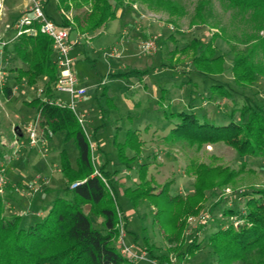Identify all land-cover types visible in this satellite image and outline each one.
Returning a JSON list of instances; mask_svg holds the SVG:
<instances>
[{"label": "rangeland", "instance_id": "374dc122", "mask_svg": "<svg viewBox=\"0 0 264 264\" xmlns=\"http://www.w3.org/2000/svg\"><path fill=\"white\" fill-rule=\"evenodd\" d=\"M26 1L4 0L3 5L12 11L8 13L3 8L0 11V41H9L4 47L0 45L3 47L0 48V151L3 153L0 176L7 181L0 188L6 215H24L28 224L49 209V199L35 204L46 188L52 190L48 192L50 199L57 193L72 197L58 167L62 150L72 166H77L78 150L72 139L64 141L62 133L47 135L37 108L26 103L37 97L45 98L42 89L47 77H41L32 86L25 79H16L15 68L24 64L16 62L12 50L17 40L13 39L14 24L22 12L13 7ZM37 1L57 21L62 22L63 16L69 22L67 26L76 25L75 15L87 11L82 8L75 13L72 8H58L59 11L56 8L59 0ZM179 1L188 10L186 16L185 13L173 16L156 2L126 0L118 7V18L107 27L92 34H78L77 30L71 34L73 41L79 40L70 51L75 58L74 71L79 86L87 89L81 100L75 97L76 114L82 117L93 144L95 173H101L103 168L112 174L113 184L108 177L105 181L117 194L121 208L115 245L121 251L123 235L131 249L145 256L135 261L127 257L125 264H160L150 254V247L157 255L168 256L169 262L164 261L165 264H218L208 245L210 234L230 223H242L251 192L264 189V153L241 155L230 139H203L201 134L206 126L192 124L176 130L185 121L179 114L182 112L195 114L200 124L220 125L242 121L244 108L264 109V77L251 84H240L236 83L232 70L234 50L245 47L233 39L232 33L240 35L251 28L240 21L234 20L233 24L231 11H226L220 0H211L214 14L208 23L193 25L191 19L200 0ZM223 26H227L224 31ZM214 33L220 35L211 43L215 55L224 54L225 62L222 73L204 75L193 65L194 57L200 54L193 44L198 40L211 42ZM150 39L155 41L156 48L144 51L142 44ZM232 43L237 47L232 49ZM132 69L144 74L127 73ZM212 84H219L222 90L212 91ZM6 87L14 91L10 97ZM52 89L50 100L71 104L70 94L58 90L55 84ZM32 123H37L39 134L35 147L29 145L28 128ZM129 129L137 130L142 141V151L131 162L132 168L120 162L117 148L118 143L126 141ZM128 154L133 156L134 152L129 150ZM142 165L147 166V179L153 182L155 190L169 185L172 195H186L193 190L200 165L218 168L226 178L217 180L225 181L223 185L205 191L206 200L197 214L188 216L184 233H163L154 223L156 208L147 200L134 205L124 194L127 188L134 189L139 184ZM84 209L90 212L91 206ZM92 221L97 228L102 227L97 216ZM195 237L200 247L194 244ZM190 245L191 251L187 250Z\"/></svg>", "mask_w": 264, "mask_h": 264}, {"label": "trees", "instance_id": "16d2710c", "mask_svg": "<svg viewBox=\"0 0 264 264\" xmlns=\"http://www.w3.org/2000/svg\"><path fill=\"white\" fill-rule=\"evenodd\" d=\"M126 0H59L56 8L74 9L79 13L82 8L87 11L75 15L76 25H70L72 32L92 34L102 27H107L112 20L118 18V7ZM156 2L171 15L188 13L179 0H145ZM226 11H231L232 20L240 21L251 29L238 35L233 32V39L245 45L241 50L236 49L233 62V75L236 83L251 84L264 77V0H220ZM46 7V5H45ZM58 9V10H59ZM47 15L60 25L67 26L69 22L62 16L63 21H57L46 10ZM60 11V10H59ZM214 6L211 0H200L195 8L191 24H206L213 16ZM221 23V22H220ZM214 25V24H213ZM219 26V25H218ZM215 27V26H212ZM220 27V26H219ZM223 26L221 30H226ZM72 34V33H71ZM220 35L214 33L209 43L194 42L193 46L200 54L193 59L195 69L204 74L222 73L225 55L217 54L212 42ZM13 45V53L26 68H15L16 79L26 80L34 85L45 76L47 81L42 89L45 98L37 97L26 101L38 110V118L46 134H63L64 141L73 140L78 150L77 167L74 168L65 150L60 153L61 172L67 180L66 191L72 194L67 197L59 194L52 201L46 214L33 219L26 224L25 216L19 213L6 215L4 196L0 190V264H125L128 263L115 242L119 234V211L117 194L105 181V177L113 184L112 174L101 170V176L94 174L93 149L84 125L76 112L67 104L60 105L49 99L52 85L58 78L59 70L55 63L53 39L38 32L36 35H20ZM236 46V45H235ZM234 43L231 48H235ZM4 47V46H3ZM237 47V46H236ZM127 73L144 74L138 69ZM124 75V74H122ZM211 90H222L219 84H212ZM9 97L13 94L6 87ZM213 91V90H212ZM224 93V91H222ZM243 120L239 123L200 124L195 114L179 113L185 121L177 125L206 126L203 139L216 141L226 138L238 149L241 155L264 153V109L261 106L244 108ZM174 130V129H173ZM120 162L132 168L131 162L142 151V141L137 130L129 129L124 143H118ZM134 152L133 156L128 151ZM0 155L3 153L0 151ZM235 172V171H234ZM231 174V173H230ZM197 182L192 191L186 195H172L169 185L155 190L153 182L147 179V166L142 165L136 188H127L124 194L138 205L141 200H147L156 208L154 223L158 224L163 233H184L188 226V216L199 212L201 204L206 200L205 191L215 185H223L225 181L217 182L225 176L222 170L207 165L197 169ZM222 180V179H221ZM81 181L76 187L72 184ZM90 205V212L84 207ZM233 212V211H232ZM102 217L101 228H97L92 216ZM242 223H230L208 238V245L217 256L218 264H264V189L251 192L247 200V210L242 217ZM173 240V237H170ZM195 245L200 247L197 237ZM192 243V244H193ZM191 251V245L187 250ZM186 250V252H187ZM153 258L160 264L169 262L167 255H157L149 248Z\"/></svg>", "mask_w": 264, "mask_h": 264}, {"label": "built area", "instance_id": "2783aa9c", "mask_svg": "<svg viewBox=\"0 0 264 264\" xmlns=\"http://www.w3.org/2000/svg\"><path fill=\"white\" fill-rule=\"evenodd\" d=\"M4 0H0V11L4 8ZM16 31L15 39L23 34L36 35L38 32L48 35L53 39V48L55 50V63L57 64L59 75L55 81V86L58 90L71 95V104L69 105L76 112L75 97L81 100L86 94L87 89L79 86V80L74 71L75 58L71 56L70 51L74 44L78 43L79 40L73 41L71 38L72 28L71 26H64L58 24L56 21L51 19L40 1L35 0L30 7L25 9L22 14L17 18L14 24ZM9 41H0L2 46L8 44ZM144 51H150L155 49V41L153 39L147 40L142 44ZM60 105L66 103L56 102ZM78 116V115H77ZM82 124L84 121L82 117H79ZM29 145L35 147L38 143V129L37 123H32L29 128ZM93 149V144H91ZM97 175L101 176V173L96 171ZM95 173V174H96ZM3 182V183H2ZM3 177L0 176V186L6 183ZM81 181L72 184V188L76 187ZM1 190V188H0ZM121 217V213L119 212ZM124 228L121 229V234ZM121 252L124 256L128 257L131 261L144 259L143 254H139L131 249L125 241L123 235L121 236ZM177 264V263H176Z\"/></svg>", "mask_w": 264, "mask_h": 264}, {"label": "crops", "instance_id": "0c3cea01", "mask_svg": "<svg viewBox=\"0 0 264 264\" xmlns=\"http://www.w3.org/2000/svg\"><path fill=\"white\" fill-rule=\"evenodd\" d=\"M31 2H33V0H27L24 4H14V7H13V9H15V10H18V9H20V11L21 12H23L25 9H27V6H29V4H31ZM3 10H7V12L9 13V12H11L12 10L11 9H9V8H7V7H5L4 6V8H3ZM51 15V14H50ZM17 16H16V20H17ZM15 38V34H14V36H13V39ZM0 45H1V43H0ZM0 48H3V47H0ZM1 51V50H0ZM17 61V63L20 65V64H23V63H21L20 62V60H18V59H16ZM25 66V67H24ZM21 65V67H23V68H26V65ZM15 72V71H14ZM10 88H12V87H10ZM13 93H14V91H13ZM34 153V152H33ZM75 168L77 167V166H74ZM60 168H61V164H60ZM59 167H58V171H61V169H60ZM41 179V178H40ZM44 180V179H43ZM51 187V186H50ZM58 189H60V187H58ZM59 190H57V192H58ZM48 192H52V190H51V188H50V190H49V188H46V191H45V194L44 193H41L40 195H39V197L36 199V203L35 204H38V202H40L41 201V199L43 200V199H49L50 201H51V203H52V201L55 199V197L56 196H52V198L50 199V197H49V195H50V193H48ZM48 193V194H47ZM58 195L60 194V193H57ZM51 206V204L49 205V207ZM44 213V214H43ZM43 215L41 214V216H44L45 215V212L43 211ZM92 217H95V216H92ZM97 219H98V221L100 222V223H102V220H103V218L102 217H98L97 216Z\"/></svg>", "mask_w": 264, "mask_h": 264}]
</instances>
